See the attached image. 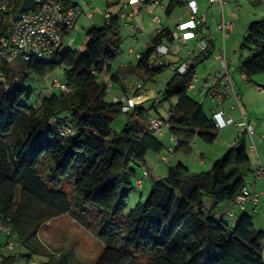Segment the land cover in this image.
Returning a JSON list of instances; mask_svg holds the SVG:
<instances>
[{"label":"trees","instance_id":"obj_1","mask_svg":"<svg viewBox=\"0 0 264 264\" xmlns=\"http://www.w3.org/2000/svg\"><path fill=\"white\" fill-rule=\"evenodd\" d=\"M20 3L14 0L0 12L5 26L21 14ZM71 4L78 2L63 0L64 6ZM183 5V0H169L166 16ZM119 11L101 26L86 28L81 50H60L70 31L62 28L60 44L49 59L16 58L1 64L0 226L10 229L7 238L13 237L26 253L12 245L8 255L0 254V264H14L19 256L30 261L35 255L46 257L42 264H71L64 254L54 258L47 253L38 239L45 223L64 214L100 240L102 250L92 264H264V230L254 228L247 205L235 206L241 189H251L246 178L254 168L245 132L237 135V143L209 170L190 172L179 161L167 167L165 176L155 178L144 168L146 155L165 147L148 128L156 101L148 108L141 102L123 112L121 101L106 100L108 88L100 81L102 74L110 73V81L124 87L111 68L121 53ZM171 31L164 26L156 30L150 45L129 68L143 74L145 82L155 81L168 67L173 69L159 94L163 100L176 101L166 118L159 117L169 135L177 137L172 152L190 151L194 137L212 143L219 133L212 114L205 113L202 103L188 93L196 66L210 57L215 43L210 39L206 49L185 58L188 66L179 72L171 63L150 61L157 46L173 43ZM239 50L237 70L246 82L264 74V18L248 23ZM61 67L67 91L53 92L37 106L21 103L26 93L22 80L30 75L44 77ZM140 90L134 89L131 95H140ZM120 113L126 114V121L116 131L112 122ZM66 127L73 132H64ZM136 166H144L141 172L145 176L147 171L150 189L143 201L124 213ZM253 183L260 187L254 178ZM223 203L231 206L226 216L232 218L229 210L236 213V220L227 219V225L224 216L216 219Z\"/></svg>","mask_w":264,"mask_h":264},{"label":"rangeland","instance_id":"obj_2","mask_svg":"<svg viewBox=\"0 0 264 264\" xmlns=\"http://www.w3.org/2000/svg\"><path fill=\"white\" fill-rule=\"evenodd\" d=\"M76 1L83 9L89 8V0ZM111 1L114 2L111 3ZM115 1L116 0H94L93 5L97 7L94 18H86L85 16H81L74 28H72L69 33L64 36L60 50L65 51L69 48L72 50H81L86 40L84 34L86 28L92 24L101 26L104 23V11L108 10L111 13H116L118 12L120 6L123 5L122 9L134 11V23L139 25L140 31L131 30L129 27L123 24L121 19H118L122 37L121 53L116 57L113 64L116 66L122 60H126V63L129 61L136 63L137 58L135 55H129L127 50L131 48L135 52L141 53L148 45H150L151 39L156 33V25L151 21L152 15H158L160 19L163 20V25L172 29L174 28V22L179 14L178 10L176 9L168 17L165 15L164 11L158 7L148 8V6H144L143 8L139 9L138 4H130L128 3L129 0ZM168 1L169 0H164L162 2L164 5H166L168 4ZM237 2L239 9L235 10V12L237 15H239L240 19L235 25L234 31H230L229 36L224 41L226 62L229 66L234 67V75L239 74L237 70V65L241 55L239 47L243 37L246 35V31L242 28V25L246 26V24L248 25V22L264 18V0H237ZM211 32L210 34L213 36L215 49L210 54L209 58L196 66L195 73L196 79L199 80V82L204 86L198 82L195 84V92L191 90L188 91L189 95L202 103L203 110L207 114H210L211 107L217 108V104L215 101L211 100L209 96L205 95L204 92L200 91L201 86L207 87L208 85H212L211 77L214 76L218 71L222 70L220 63L215 59V56L221 52L222 47L220 33L216 31ZM195 43L196 41L192 40L189 45L193 46ZM173 51L177 53L174 55L172 54ZM242 54L245 56L247 53L243 51ZM185 56H187L186 49L181 48L176 41H173L171 52L166 55H160L158 58H160L166 64L171 63L172 65H175L180 63V60L179 62H175L178 58H184ZM172 73L173 69L168 67L155 78V81L145 82L143 74H140L137 78L132 79V83H140L141 85L143 84L142 90H140L141 94L145 89L154 91V97L148 100H144L145 96H142L141 94L135 97L136 102H143L146 108L150 107L152 101H154V98L157 97V101L154 104L155 107L151 108L149 112V114L152 116H161L166 118L170 105L174 104L176 101L175 98H172L170 101L163 100L159 94V90L162 89L163 85L170 78ZM20 79H22V77H19V80ZM262 79H264V74H258L251 77L249 82H237L239 88L238 90L244 94L246 102H248L254 108L253 113H250L249 109L242 107L244 114H247L246 118L250 121L253 127L257 119H264V95H261L260 93L262 92L256 88L257 85L264 87V81H262ZM54 80L64 83L62 67L58 68L52 73L47 74L44 77L30 75L25 80H22L20 85L25 89L26 93L22 97L21 103L32 106L39 105L44 97L50 95L53 92L59 91L57 88L52 86V82ZM29 94L30 97L27 98V95ZM113 95H119L118 91L115 88L108 89L106 100L112 101ZM232 102L233 103L231 104V100H225L222 104L223 108L225 109V107L230 105H234L237 108V105L233 99ZM230 112L233 116L234 122L228 124L223 129H219L218 136L214 142L206 143L198 137H194V139L191 141L192 148L190 151L179 150L175 153L169 152L168 146H174V144L169 139L170 135L167 128L164 129L163 134L158 136L165 146L164 149L160 153L149 152L145 158V167L148 169L149 175L152 174V176L155 178L163 177L166 174L167 167L179 161L185 164L190 172L209 170L213 163L218 158H220L228 150V148L237 143V135L243 129V127L238 126V122L241 121L238 109H235L234 111L230 110ZM125 121L126 114H118L112 122V128L116 131L120 130ZM253 137L254 141L258 144L257 131ZM245 142L250 164L253 165L258 161L256 159L254 150L249 148L250 140L247 135L245 136ZM202 155V159H204L203 164L199 162ZM162 156L167 158L166 162L161 160ZM136 171V176L132 179L134 188L131 191L130 196L124 201V213H128L130 210H132L137 202L143 201L150 189V180L148 177L143 176L141 167L136 166ZM138 177L143 178L142 187L139 189L136 188L135 184ZM251 181H253L252 174L248 175L246 178L247 183H251ZM227 206V203L221 204L218 207L216 213V219L218 220L224 216L223 219L226 225L227 219L232 221L236 220L225 215ZM252 216L254 228H261L259 225L262 221V218H260L261 216H259V214H252ZM38 239L43 243L47 253L54 255V258H58L60 255L64 254L71 264H92L102 250V244L100 240L92 232L88 231L76 221H74L72 216L69 214H64L62 216L53 218L45 223L38 233ZM7 241H9L8 244L12 243L13 249H15V251L19 250V252L23 254L26 253L25 247H18L13 237L7 238L6 233L0 230V254L8 255L12 251L8 248V244L6 243ZM32 259L36 260L37 264H42L43 261L46 260V257L35 255L32 257ZM14 264L30 263L29 261H26L24 256H19Z\"/></svg>","mask_w":264,"mask_h":264},{"label":"built area","instance_id":"obj_3","mask_svg":"<svg viewBox=\"0 0 264 264\" xmlns=\"http://www.w3.org/2000/svg\"><path fill=\"white\" fill-rule=\"evenodd\" d=\"M13 1L14 0H0V12L7 10ZM22 1L23 0H21V3ZM93 1L94 0H89V8L83 9L79 4L64 6L63 0H34L32 8L29 10H20L21 14H19L9 26H5L0 17V76L2 75L1 64L3 62L12 61L16 58H22L24 61H29L31 59H49L60 44L62 28L71 30L81 16L87 18L94 17L97 7L93 5ZM183 1L185 2L187 13L185 15L180 14L177 17V22L171 31V36L181 48L186 49L188 57H192L199 51L208 47L212 35L207 31V16L205 10L201 8L199 0ZM206 1L220 7L227 2V0ZM142 2L143 0L128 1L130 4H140ZM149 4L152 8H163L164 6L161 0H151ZM235 8L239 9V5H235ZM110 16V11L106 10L103 12V18L105 21H108ZM119 19H121L123 24L131 30L140 31L139 25L134 23V11L121 9L119 11ZM151 21L157 26V30L163 27V20H161L158 15H152ZM231 29L232 22L230 21L222 19L216 24V31L220 33L222 47L221 52L215 56V59L220 63L222 70L218 71L211 77L212 85L201 88V92H204L205 95L209 96L211 100L215 101L217 104V108H213L212 110V118L218 129H223L228 124L234 122L232 118L224 117V110L222 109L224 99L228 96H232L240 113L241 121L238 122V126L243 127L241 132H245L249 137V148L257 153L253 137V127L248 123L246 115L242 111L240 93L234 88L232 82L231 71L233 68L229 67L225 58L224 41L229 36ZM192 40L196 41L193 47L189 45ZM171 46L172 43L167 42L157 46L150 57V61H157L159 64L163 63L160 59L155 60V58L157 55H166L171 52ZM128 53H135L136 58H140L141 56L140 53L135 52L133 49H129ZM187 66L188 61L184 60L172 67H176L179 72H184ZM195 81H197V79H195ZM106 85L108 89H111L112 82L108 81ZM52 86L60 91L68 90L65 83L57 80L52 82ZM128 86L132 89H137L141 87V84L129 83ZM256 88L260 92H264V87L257 85ZM188 89L195 92V84L193 82L189 84ZM134 99L135 97L132 95L122 98H118L117 96L112 97L113 102L121 101L123 103L121 107L123 112L130 111L133 106L137 104ZM148 128L155 135L160 136L163 134L164 129L167 128V125L161 117L150 115L148 117ZM64 132L72 133L73 131L71 128L66 127ZM260 138L261 140H264V134H261ZM169 139L174 145L176 144L177 137L170 135ZM173 148V146H169L168 151L172 152ZM161 160L166 162L167 158L162 156ZM144 175H147L146 170H144ZM252 175L254 180L260 183V187L256 190H251L246 186L243 187L235 201V206L238 209H244L247 204L252 205L253 211H257L260 207L264 208V163L260 162L259 159L252 170ZM142 182V179L136 181V187L138 189L142 187ZM227 215L235 217L236 213L234 210H229ZM0 230L4 231L6 234L10 232L8 227L0 226ZM11 247L12 243H9L8 248ZM29 263L37 264V261L32 259Z\"/></svg>","mask_w":264,"mask_h":264},{"label":"crops","instance_id":"obj_4","mask_svg":"<svg viewBox=\"0 0 264 264\" xmlns=\"http://www.w3.org/2000/svg\"><path fill=\"white\" fill-rule=\"evenodd\" d=\"M161 1H164V0H161ZM113 2L114 1H111V3H113ZM115 2H117V0ZM199 4L201 5V8L205 10V13H206V16H207L206 28H207V31L209 33L211 31H213V32L216 31V24L220 20H222V19H224L226 21L232 22V29H231V31H234V27L237 24L238 20L240 19L239 15H237L236 12H235V10H237L235 8V5L236 4L238 5L237 0H227V2L222 7L217 6L216 4H210L206 0H199ZM138 5H139V9L143 8L144 6H148V8H151L149 3L148 4H145L144 3V0H143L142 3H140ZM166 6H167V4L164 5L163 8H159V9H161L165 13ZM122 8H123V5L120 6L119 10H121ZM177 10L179 12L178 16L180 14L185 15L187 13V8L185 6V2H184L183 7L179 8ZM176 22H177V18H176V20L174 22V25L176 24ZM246 27H247V24H246V26H243L242 25V28L245 29V31H246ZM156 30H157V26H156ZM216 32H218V31H216ZM212 39H213V36H212ZM129 49H131V48H129ZM128 50H127V52H128ZM176 53L177 52H174V51L172 52V54H174V55ZM128 54L129 55H132V54L135 55V53H128ZM187 57H188V55L185 56L184 58H178L175 62H179V60H180V62H182ZM113 63L111 64V66H112L111 67L112 68V73H115V74H117L120 77V80H121V82L123 83V86H124V87H122L121 84L114 83V82L111 81L112 82V87L111 88H115L118 91V93H119V95H113V96H117L118 98L131 96L132 91H134V89H132L131 87H129L128 84L133 82L132 79H135V78H137L139 76L138 74H136V72L131 71V69L129 68L131 65H134L135 63H132L130 61L128 63H126V60L125 61L122 60L116 66H114ZM229 67H232V66H229ZM232 68H233V70L231 71L232 82H233L234 88L240 93V103H241V107H244L245 109H249L250 110V113H253L254 108L248 102H246V98H245L244 94H242L238 90L239 88H238V83L237 82L238 81H245V78H244L245 76H244V74H241V73H239L238 75H234V73H235L234 70L235 69H234V67H232ZM195 79H196V77H194V80H193V83L194 84H196V83L199 82V80L195 81ZM100 81H103L105 83H107L108 81H110V73H104V74H102L101 77H100ZM262 81H264V79H262ZM201 85H203V84H201ZM141 87H143V84L141 85ZM201 88H203V86H201ZM200 91H201V89H200ZM153 94H154V91L153 90H150V89L149 90H146L145 89L144 92H142L141 95L142 96H145L144 100H148V99H151V98L154 97ZM260 94L261 95H264V92H262ZM232 99H233L232 96H228V97H226L224 99V101L225 100H231V104H232L233 103L232 102ZM135 101H136V98H135ZM154 101H157V97L154 98ZM233 101H234V99H233ZM222 109L224 110L223 111L224 117L232 118L233 119V116H232L230 110L231 111H234L235 109H238V108H236L234 105H230V106L225 107V109L222 106ZM212 110H213V107H211V109H210V114H212ZM242 111H243V108H242ZM238 112H239V110H238ZM245 115L247 117V114H245ZM239 116H240V113H239ZM248 123L252 126V124L250 123L249 120H248ZM253 130H254V134L256 133V131L258 133V144L254 141L255 142V146H256V151H257V153H255L256 159H257V161L259 159L260 162H264V141H262L261 138H260V135L262 133H264V119H261V118L260 119H257V121L254 124ZM175 152H177V151H175ZM202 158H203V155L201 156V159H200L201 161L199 160V162L201 164L204 163V159H202ZM145 164H146V160H145ZM145 164H144V166H145ZM256 164H257V162L255 164H253L252 167H254ZM144 166H141V171H142V168ZM144 168H146V167H144ZM150 175H152V174H150ZM246 184L249 185L251 189H257L259 187V184L258 183L254 184L253 181H251V183L250 182H248V183L246 182ZM230 207H231L230 204H228L227 209H229ZM245 211H247L251 215L252 214H255V215L256 214H259V216H261L260 218H262L261 219L262 221L259 224L261 228H259V229L260 230H264V208H261L260 210L258 209L257 211H253L252 205L251 204H247V207H246V210ZM239 212L240 211H238V214H239ZM231 219H235V218L232 217ZM230 222H231V220H230Z\"/></svg>","mask_w":264,"mask_h":264},{"label":"water","instance_id":"obj_5","mask_svg":"<svg viewBox=\"0 0 264 264\" xmlns=\"http://www.w3.org/2000/svg\"><path fill=\"white\" fill-rule=\"evenodd\" d=\"M34 0H23L20 4V10H29L32 8Z\"/></svg>","mask_w":264,"mask_h":264}]
</instances>
